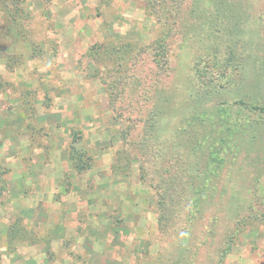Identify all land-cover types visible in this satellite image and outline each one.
<instances>
[{"label":"rangeland","instance_id":"obj_1","mask_svg":"<svg viewBox=\"0 0 264 264\" xmlns=\"http://www.w3.org/2000/svg\"><path fill=\"white\" fill-rule=\"evenodd\" d=\"M0 264H264V0H0Z\"/></svg>","mask_w":264,"mask_h":264},{"label":"trees","instance_id":"obj_2","mask_svg":"<svg viewBox=\"0 0 264 264\" xmlns=\"http://www.w3.org/2000/svg\"><path fill=\"white\" fill-rule=\"evenodd\" d=\"M150 159L151 158H154V160H156V156L155 155H150V157H149ZM158 162V161H157ZM80 167H82V168H80ZM80 167H75L74 166V168H76V171L78 172V173H81L83 170H85V167L84 166H80ZM175 180L177 181V183H179V182H181L182 181V170H181V172L180 173H178L177 174V176L175 177ZM165 186V185H164ZM163 186V188H164V192H162V193H160V195H159V199H160V201L161 202H163L164 200H165V191H167V186L166 187H164Z\"/></svg>","mask_w":264,"mask_h":264}]
</instances>
